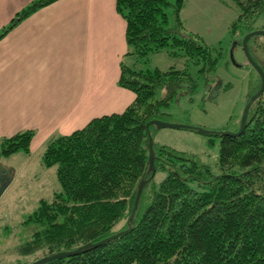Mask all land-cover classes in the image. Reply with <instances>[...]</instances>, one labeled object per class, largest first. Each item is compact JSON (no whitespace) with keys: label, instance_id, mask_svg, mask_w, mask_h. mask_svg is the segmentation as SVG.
Wrapping results in <instances>:
<instances>
[{"label":"trees","instance_id":"obj_1","mask_svg":"<svg viewBox=\"0 0 264 264\" xmlns=\"http://www.w3.org/2000/svg\"><path fill=\"white\" fill-rule=\"evenodd\" d=\"M55 1H31L0 29V39ZM235 1L241 13L233 32L236 24L264 12V0ZM182 3L115 0L126 23L128 54L144 58L170 47L171 54L184 57L185 68L137 70L121 64L118 84L135 94L132 103L45 142L40 165L46 173L52 167L55 172L45 175L38 204L21 223L31 235L18 246L20 259L13 264L73 250L128 228L138 183L151 174L145 124L165 120L163 110L179 95L196 92L197 77L209 82L216 72L218 57L200 38L182 31ZM168 6L175 17L172 27L167 26ZM191 65L197 66L195 77L187 68ZM208 135L219 138L218 173L195 154L153 144L155 173L142 190L131 229L91 250L44 264H264V91L251 104L241 134ZM33 136V130H24L1 138L0 160L28 154ZM157 174L161 178L155 182Z\"/></svg>","mask_w":264,"mask_h":264},{"label":"crops","instance_id":"obj_2","mask_svg":"<svg viewBox=\"0 0 264 264\" xmlns=\"http://www.w3.org/2000/svg\"><path fill=\"white\" fill-rule=\"evenodd\" d=\"M31 1L0 0V29ZM125 30L115 0H56L0 39V139L34 131L29 153L3 158L0 172L18 159L23 180L38 156L31 173L44 185L40 154L49 138L132 103L135 94L118 84L121 64L132 65Z\"/></svg>","mask_w":264,"mask_h":264},{"label":"rangeland","instance_id":"obj_3","mask_svg":"<svg viewBox=\"0 0 264 264\" xmlns=\"http://www.w3.org/2000/svg\"><path fill=\"white\" fill-rule=\"evenodd\" d=\"M165 12L167 26H174L173 7L168 6ZM240 13L235 0H183L179 14L180 21L185 26L183 32L200 38L211 55L218 57L216 72L214 80L209 82L197 77L194 94L179 95L176 101L163 110L167 114L165 121L210 131H230L238 127L247 95L259 85L258 73L247 62L241 41L248 32L264 30V12H260L247 22L236 24L234 33L232 27ZM249 46L252 57L264 71V35L255 36L250 40ZM170 50V47H164L144 58L133 56L131 66L137 70H167L171 67L184 69V57L181 54L173 55ZM187 68L195 77L197 66ZM161 95L162 91H159L156 96ZM150 133L153 144L195 154L214 174L219 172L218 137L196 129L157 128L154 125L150 127ZM37 159L38 156H33L29 167L19 174L23 180L15 177L21 171L18 159L10 169L0 172V264H13L20 259L17 248L30 238L31 228L21 223L38 204L39 187L33 189V186L40 184L31 173ZM51 172H55V167L50 168L46 176ZM160 178L161 175L157 174L154 181L158 182Z\"/></svg>","mask_w":264,"mask_h":264},{"label":"water","instance_id":"obj_4","mask_svg":"<svg viewBox=\"0 0 264 264\" xmlns=\"http://www.w3.org/2000/svg\"><path fill=\"white\" fill-rule=\"evenodd\" d=\"M257 35H264V30H256V31L248 32L243 36L242 41H241L242 51L246 57L247 62L256 70V72L258 73V75L260 77V85H259L258 89L248 98V100L244 106V109L242 111V115L240 117V121H239V125H238L237 130L236 131H229V130L210 131V130L202 129L199 127H193V126L185 125V124L172 123V122H168V121L161 120V119L149 120L145 124V128H146L147 137H148V164H149V169L151 170V174H150V177L148 179H141L138 183L136 196L134 199V205H133L131 214L129 216L128 228L117 231L114 234L109 235V236L101 239L100 241L93 242V243H87V244H84V245H82L76 249H73V250L57 252V253L42 257V258H40L36 261L30 262L28 264H44L45 262H48V261L56 259V258L69 257V256L81 254V253L86 252L88 250H91L97 246H100L106 242H109L112 239L117 238L120 235L126 233L128 230L131 229V220H132L133 214L137 208L142 190H143L144 186L147 184V182L153 177V175L155 173V168H154V164H153V162H154L153 140H152L151 133H150V126L154 125L157 128L170 127V128L196 129V130L201 131L202 133H205V134H213L216 132H218L219 134H232V135L241 134L243 129L246 127L247 115H248V111H249L251 104L264 91V71L261 68V66L254 60V58L252 57V55L249 51V47H248V40L254 36H257Z\"/></svg>","mask_w":264,"mask_h":264}]
</instances>
